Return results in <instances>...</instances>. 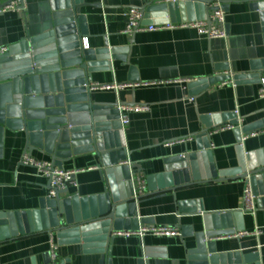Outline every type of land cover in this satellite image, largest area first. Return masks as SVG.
<instances>
[{
	"label": "crops",
	"instance_id": "obj_1",
	"mask_svg": "<svg viewBox=\"0 0 264 264\" xmlns=\"http://www.w3.org/2000/svg\"><path fill=\"white\" fill-rule=\"evenodd\" d=\"M80 14L85 18L87 49L100 51L128 47L127 53H111L108 64H99L89 72V84H124L119 89H89L92 101L122 104H146L143 112L128 111V125L123 129L127 164H119L106 173L93 152L70 155L63 161V169L78 170L75 186L70 185L61 197L89 196L102 193L108 183L116 185L118 196L125 195L124 167L129 176V187L139 188L142 180L147 193V176L164 173V159L198 150L202 138L196 134L213 120L226 123L234 119L240 125L264 119V98L258 97L257 79L207 88L190 94L187 84L200 77L224 76L249 72L254 61L264 59V32L258 13L247 1L230 2L224 9V38L209 39L192 27L140 31L133 35L123 32L130 7H143L150 0H78ZM6 0H0V5ZM208 6L194 4L187 11V20L205 15ZM50 1L25 0L21 10L0 12V46L9 47L29 37H35L52 28ZM155 13V14H153ZM169 19L166 11L150 13L151 21ZM132 42L130 43V41ZM117 56V57H116ZM123 57V58H119ZM126 57V58H125ZM99 60H96L98 63ZM102 63L103 65H101ZM264 77V70H260ZM193 97V101H188ZM239 126V125H238ZM209 148L205 150V164L217 177H233L242 163L251 159L243 155L256 154L264 148V128L253 134H241L236 141L234 129L208 134ZM183 142L179 139H185ZM25 151L21 131H4L0 146V211L22 212L38 208L42 197L48 195L49 181L34 168L20 164ZM36 159L50 160L39 151L31 154ZM122 155V154H119ZM119 157V156H118ZM248 159V160H247ZM105 169V170H104ZM170 172L169 181L173 178ZM210 174H208L210 176ZM205 176L204 182L180 187L175 191L146 194L136 201L139 217L148 218L153 227H178L173 236L114 235L105 244L104 253L110 264H189L186 251L195 248L193 236L182 237L181 227L201 229L202 215H189L190 209L201 205L205 212H231L233 224L214 237L216 253L241 255L256 253L264 264V205L255 200L252 212L244 211L243 189L245 179H219ZM165 178H162V181ZM158 179H156V184ZM183 201L193 203L179 205ZM260 233H253L255 229ZM240 231L250 234L234 236ZM230 235V236H226ZM58 246V264H99L97 246L81 240H63L57 233L29 232L0 242V264H50L49 241ZM103 246V245H102ZM100 246L99 248H102ZM107 264V262H105ZM246 263L241 258L240 263Z\"/></svg>",
	"mask_w": 264,
	"mask_h": 264
},
{
	"label": "water",
	"instance_id": "obj_2",
	"mask_svg": "<svg viewBox=\"0 0 264 264\" xmlns=\"http://www.w3.org/2000/svg\"><path fill=\"white\" fill-rule=\"evenodd\" d=\"M49 1L51 30L10 45L7 52L0 55V146L5 130L21 131L26 152L45 153L59 168L71 154L87 152H93L99 158L102 168L118 166L126 152L118 109L115 103L92 101L87 85L89 72L99 62L105 60L103 64H108L111 53L113 56L115 53H127L129 48L84 49L82 35L86 34V28L85 18L80 14L82 4L78 0ZM212 1L148 2L140 9L144 12L145 24L152 22L148 18L156 10L166 11L169 19L154 20L155 23L184 22L187 11L194 4L208 5ZM234 1L250 3L258 13L264 32V0H220L223 10ZM5 4L7 2L0 7ZM202 17L204 15L198 18ZM96 60H99L98 63ZM260 70H264V59L254 61L249 72L200 77L190 81L187 87L190 94H196L214 82L258 80ZM212 123L213 126L220 124L214 120ZM228 123L235 125L238 143L241 142V134H253L264 128V119L244 125H240L238 119ZM208 131L209 125L196 134L197 138L203 136V142L196 152L166 157L164 173L157 177L147 176L148 191L137 197H133L124 167V196L119 197L115 191L116 185L109 182L104 191L96 195L61 197V193L67 192L66 189L57 191L55 197H42L35 210L0 211V242L29 232L57 233L60 242H93L97 246L96 251L100 252L99 264H110L104 253L105 244L111 240L109 234L112 231L138 230L141 224L149 221L148 218L139 217L136 211V201L141 196L173 192L180 187L204 182L205 176L217 177V172L210 174L211 169L205 164V150L210 146ZM246 158L251 159V163L248 166L242 163L239 173L216 180L245 179L250 183L256 201L260 198L264 205V148L256 154L243 155L244 161ZM111 171L108 169L106 173ZM170 172L173 173V180L169 181ZM162 178L165 180L162 181ZM193 202L183 201L179 205ZM189 211L192 216L202 215V220L196 222L201 224L199 231L194 232L191 226L181 227V236H193L195 241V248L186 251L189 264H236L240 263L241 258L246 263L260 264L256 253H216L213 239L229 232L223 230L233 224L230 211L205 212L201 205ZM139 264L146 262L140 260Z\"/></svg>",
	"mask_w": 264,
	"mask_h": 264
},
{
	"label": "built area",
	"instance_id": "obj_3",
	"mask_svg": "<svg viewBox=\"0 0 264 264\" xmlns=\"http://www.w3.org/2000/svg\"><path fill=\"white\" fill-rule=\"evenodd\" d=\"M25 0H6L7 4L0 7V12H5L8 10H21L24 7ZM153 3H168L174 2L177 0H150ZM208 10L204 17L197 18L192 21H178V22H165V23H155L151 22L149 24H145L144 12L141 11L138 7H130L127 11L128 22L123 30V32L127 35H133L136 32L140 31H155L162 29H175V28H183V27H192L197 30V32L201 35L206 36L209 39L212 38H224L226 36L225 31V19H224V10L222 8V4L220 0H214L210 4L207 5ZM82 47L87 49V41L85 38H82ZM8 47L0 46V55H3L7 52ZM227 75H232V73ZM196 80V79H195ZM259 88H258V97L264 98V77H259ZM221 85L234 83L232 79L223 80L219 82ZM89 89H119L125 87L124 84L112 83L109 85H98V84H88ZM188 101L192 102L193 97H189ZM119 112V121L124 129L128 125V117L125 115L128 111L133 112H143L148 110V105L146 104H122L118 103L116 105ZM235 125L226 123H220L211 127L208 131V134L222 132L225 130L234 129ZM189 138L179 139L178 141H185ZM20 164L32 167L37 172L44 175L49 181V190L48 197H55L57 191L66 190L70 185L75 186L74 175L78 170L74 169H63L54 165L51 160H42L36 159L28 152L24 151L20 158ZM119 164H127L126 161H122ZM145 192V186L141 179H139V188L133 189L132 194L133 197H137L138 195H142ZM255 200L256 196L253 194L252 187L249 182H246L243 189V210L252 212L255 209ZM152 233L154 235H165V236H173L179 234L178 227H153V226H143L138 230H121V231H112L109 236L114 235H138L141 237L145 233ZM261 229L257 228L253 231V233H260ZM250 234L247 231H240L237 234H233L234 236H241ZM230 236V235H226ZM57 244L52 240L49 241V263L50 264H58V256H57Z\"/></svg>",
	"mask_w": 264,
	"mask_h": 264
}]
</instances>
